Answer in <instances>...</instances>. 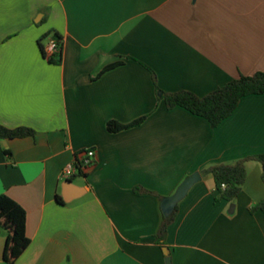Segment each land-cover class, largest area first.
Returning a JSON list of instances; mask_svg holds the SVG:
<instances>
[{
    "label": "crops",
    "instance_id": "0c3cea01",
    "mask_svg": "<svg viewBox=\"0 0 264 264\" xmlns=\"http://www.w3.org/2000/svg\"><path fill=\"white\" fill-rule=\"evenodd\" d=\"M53 34L55 64L39 44ZM261 71L264 0H0V125L35 132L0 140V195L25 209L30 239L13 264H166V247L173 264H264V213L251 212L264 200L252 160L264 155V95L213 129L157 92L205 97ZM89 149L95 163L67 201L62 171ZM244 160L242 193L218 199L205 170ZM196 172L162 247V201ZM7 236L0 227V264Z\"/></svg>",
    "mask_w": 264,
    "mask_h": 264
},
{
    "label": "trees",
    "instance_id": "16d2710c",
    "mask_svg": "<svg viewBox=\"0 0 264 264\" xmlns=\"http://www.w3.org/2000/svg\"><path fill=\"white\" fill-rule=\"evenodd\" d=\"M50 35L41 39L39 43L41 51L50 63H60L63 51L62 39L57 34H53L58 40L60 52L48 56L46 47ZM121 64V62H117L107 66L100 75ZM149 70L152 72L155 85H157L155 73L151 69ZM157 92L159 100L165 103L168 110H173L177 107L183 108L195 116L204 118L215 129L233 115L243 98L264 95V71L250 76L241 75L238 79L231 81L205 97H199L189 91L165 93L158 87ZM145 119L146 117H142L130 124L110 121L107 128L111 133H118L141 125ZM34 135L35 132L28 128L8 129L0 125V140L25 138ZM252 160L258 161L264 169V155L253 157ZM247 161L244 160L235 164H218L205 170L204 173L211 174L214 178L216 190L219 193L218 199L230 203L237 200L247 180ZM262 180L264 182V170ZM135 192L152 194L151 191L140 187L135 188ZM178 208L179 206H177L175 212L170 217L163 215L162 224L155 236L157 243L162 247L167 246L169 228L176 220ZM257 211L264 213V200L251 207L252 213ZM26 223L27 214L25 209L9 196L5 194L0 195V227L8 233L4 248V259L8 264H13L30 244V239L26 232Z\"/></svg>",
    "mask_w": 264,
    "mask_h": 264
},
{
    "label": "water",
    "instance_id": "95a60500",
    "mask_svg": "<svg viewBox=\"0 0 264 264\" xmlns=\"http://www.w3.org/2000/svg\"><path fill=\"white\" fill-rule=\"evenodd\" d=\"M202 178V175L200 172H196L193 175L187 177L182 183L181 185L178 187L177 191L175 192L174 195L170 196V197H166L163 199L162 201V210H163V214L166 217H170L176 210L177 206L179 205V203H181L185 197L187 196V194L189 193V191L192 189V187L197 184ZM64 189V196L66 198L67 201L70 200L71 194L73 193L75 187L73 186V182L72 181H66L64 183L63 186ZM164 253L166 256V264H173L172 263V258L170 255V250L168 247H166L164 249Z\"/></svg>",
    "mask_w": 264,
    "mask_h": 264
},
{
    "label": "built area",
    "instance_id": "2783aa9c",
    "mask_svg": "<svg viewBox=\"0 0 264 264\" xmlns=\"http://www.w3.org/2000/svg\"><path fill=\"white\" fill-rule=\"evenodd\" d=\"M48 56L58 54L60 47L58 40L52 37L46 47ZM96 160V151L93 149L86 150L81 158L73 163L68 164L62 171L61 178L71 181L75 176L82 174L89 167L93 166ZM225 187V186H223Z\"/></svg>",
    "mask_w": 264,
    "mask_h": 264
}]
</instances>
